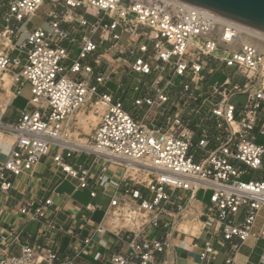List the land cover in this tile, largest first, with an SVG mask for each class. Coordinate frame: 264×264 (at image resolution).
Returning <instances> with one entry per match:
<instances>
[{
  "label": "built area",
  "instance_id": "built-area-1",
  "mask_svg": "<svg viewBox=\"0 0 264 264\" xmlns=\"http://www.w3.org/2000/svg\"><path fill=\"white\" fill-rule=\"evenodd\" d=\"M6 1L8 12L0 31L3 50L16 33L14 22L34 16L46 2L51 10L48 28L30 33L26 64L11 78L21 86L29 84L28 108L20 113L17 123L8 124L2 122L0 107V130L14 136L13 147L0 165L1 192L11 188L5 173L18 177L31 172L51 147L86 152L123 166L127 180L150 195L144 196L135 188L111 197L106 216L115 229L130 235L127 250L133 259L114 254L108 260L110 264H158L157 256L166 252L168 238L144 239L143 231L148 226L157 229L162 215L183 222L189 210L188 200L177 206L174 214L168 212L167 206H175V201H181L187 193L193 199L200 192H210L203 216L208 221L215 217L223 241H238L230 247L226 264H237L235 255L248 238H264V222L257 234L252 233L264 208V35L172 0ZM123 35L126 45L121 43ZM139 38V57L130 64L134 73L148 75L152 69L164 72L170 67L173 77L190 78L195 89L202 81L207 60L219 61L233 70L231 79L209 88L208 96L217 98L208 111L215 120L216 147L206 150L204 136L198 143L204 151L200 162L189 155L191 133L177 114L166 116L164 128L147 127L125 112L120 102L109 95H97L96 88L86 85L91 68L84 61L97 51L99 44L108 43L110 49L123 54ZM64 42L77 47L69 67L64 62L69 60L71 51L63 46ZM8 65L7 55L0 52V80ZM72 74L80 80L72 78ZM95 80L101 84L103 77ZM183 91L192 96L188 84L183 85ZM238 97L244 101L234 104ZM166 101V95L157 89L156 100L140 99L135 105L160 106ZM99 107L103 112L89 135L88 146L74 148L76 142L71 135L77 129V115L87 108L97 111ZM53 161L70 176H77L76 171L62 164L60 155ZM128 166L135 168V175L127 174ZM79 182L80 188H87L84 171H80ZM50 205V200L37 207L28 202L18 212L25 220L42 222ZM125 207L142 214L137 230L116 228L114 215ZM86 208L94 210L98 206ZM240 211L243 217L235 222ZM163 227L175 230L168 222ZM103 231L98 228V232ZM216 255L211 243L205 241L199 262L194 264H208ZM0 264L65 262L49 249L19 245L15 251L0 248ZM257 264H264V248Z\"/></svg>",
  "mask_w": 264,
  "mask_h": 264
},
{
  "label": "crops",
  "instance_id": "crops-1",
  "mask_svg": "<svg viewBox=\"0 0 264 264\" xmlns=\"http://www.w3.org/2000/svg\"><path fill=\"white\" fill-rule=\"evenodd\" d=\"M7 12V1L0 0V31ZM35 15L20 23L14 22L16 33L11 37L9 47L3 50L0 45V52L3 51L9 59L5 74L10 78L7 89L1 87L0 80V107L3 110L2 122L4 123H17L20 113L28 108L31 98L29 84L25 83L21 86L13 82L11 78L12 75L19 74L26 64L27 40L30 33L37 28H48L42 25L30 27L29 21ZM88 19L94 20L93 17ZM123 37L126 36L123 35ZM141 42L142 39L139 38L135 44L127 47V52L123 54L110 49L108 43L99 44L97 51L84 61L91 68L86 85L96 88L97 95H109L113 101L120 102L125 112L147 127L164 128L166 116L171 113L177 114L191 133L189 155L195 162H200L204 151L198 147V143L204 136H207L204 145L206 150L216 147L213 137L215 120L208 115L212 104L217 102L216 97L208 96L209 88L213 85L210 82L211 78L215 73H225L229 69L231 73L227 74L225 80L231 79L233 70L225 68L219 61L207 60L205 70L201 73L202 81L195 86V89L190 83V78L173 77L170 67H167L164 72L152 69L148 75L137 74L130 70V64L139 57L137 47ZM126 43L127 38L123 45ZM63 46L72 52L76 44L64 42ZM72 54L70 53L71 56ZM15 60L17 64H14ZM73 60L74 58L71 60L69 58L64 65L69 67ZM100 75L103 77V82L98 84L95 79ZM70 76L80 80L77 75ZM184 84H188L191 88V97L189 93L183 91ZM157 89L166 95L165 103L152 107L145 103L135 105V101L140 99L156 100ZM17 90H19L18 94ZM13 143L14 136L0 130V165L6 160ZM56 155H60L62 164L77 172L76 177L67 174L53 161ZM80 171L86 173L88 181V186L84 189L79 187ZM5 176L11 183V188L6 193L0 191V248L15 251L19 245H28L49 249L65 264H110L108 260L114 254L126 255L129 259H133L127 250L130 235L115 229L108 220L106 212L111 197L116 193L120 194L137 188L142 195L147 197L150 195L144 188L137 187L127 180L123 166L107 163L86 152L54 148L41 158L31 172L18 177L5 173ZM197 195L193 199H189V193L182 195L181 201H175L173 207L167 206V210L174 214L177 206L185 204L188 200V211L196 213L194 215L196 219L192 221L196 223L190 226H197L198 232L177 230L182 222L177 219L172 221L165 215L160 217L161 223L157 229L150 226L144 229L142 234L144 239L163 241L168 238L166 252L157 256L158 264L162 262L165 264L198 263L205 241H209L217 251V255L208 264H226L230 247L238 243L236 239L223 241L221 230L216 228L215 217L208 221L203 216L208 201L202 202L197 199ZM45 200H50L51 205L46 208L42 222L25 220L18 212L19 208L28 202L34 203L37 207ZM93 205L98 208L94 210L86 208ZM263 209L259 212L252 233L257 234L264 222V216H261ZM242 217L240 211L235 222ZM167 222L174 226V231L163 227V224ZM51 226L54 229H51ZM99 227H102L104 231L98 232ZM85 240H88V243H84ZM263 248L264 238H248L237 251L235 262L257 264Z\"/></svg>",
  "mask_w": 264,
  "mask_h": 264
},
{
  "label": "water",
  "instance_id": "water-1",
  "mask_svg": "<svg viewBox=\"0 0 264 264\" xmlns=\"http://www.w3.org/2000/svg\"><path fill=\"white\" fill-rule=\"evenodd\" d=\"M264 35V0H172Z\"/></svg>",
  "mask_w": 264,
  "mask_h": 264
},
{
  "label": "bare ground",
  "instance_id": "bare-ground-1",
  "mask_svg": "<svg viewBox=\"0 0 264 264\" xmlns=\"http://www.w3.org/2000/svg\"><path fill=\"white\" fill-rule=\"evenodd\" d=\"M9 84H10V78L7 74H4L1 78V87L3 89H7ZM102 112H103V108L100 107L97 109V111H93L88 115H84V114L79 113L77 115V118H76L77 123L84 130H87V132H89V131H91L90 127H94L96 125L97 120H99V116L102 114ZM71 136H74L75 138H77V142L73 145L74 148L80 149V148L88 146L87 140H84V141L80 140L78 134H77V136H75V133H73ZM60 137L63 138V134H61ZM134 169L135 168H133V166H128L127 174L131 175V176L135 175ZM114 216H115V224L117 226L116 228H118V229H129V230H137V228L141 222L140 218L143 217L141 213H139L133 209H130L128 207L123 208L121 210V213L116 212V214ZM193 216H194V214L187 213L186 217H185V220H187V221L180 223L179 226L177 227V230L185 231V232H189L192 230L193 233L198 232L197 226H194V225L192 227L187 226L188 224H193L191 221ZM112 230H113V228H112Z\"/></svg>",
  "mask_w": 264,
  "mask_h": 264
},
{
  "label": "rangeland",
  "instance_id": "rangeland-1",
  "mask_svg": "<svg viewBox=\"0 0 264 264\" xmlns=\"http://www.w3.org/2000/svg\"><path fill=\"white\" fill-rule=\"evenodd\" d=\"M50 11V6H49V3H45L38 11H37V13H36V15H35V17L34 18H32L30 21H29V23L30 24H28L30 27H37V26H40V25H42L44 28L45 27H47L46 26V22H47V19H46V14L48 13ZM125 41H126V37H123L122 39H121V43L122 44H124L125 43ZM71 53H73L72 54V56L70 55V60H71V58H75V56H76V54H77V47H75L73 50H72V52ZM229 73H231V70H226L225 71V73L224 72H218V73H215L214 74V76L211 78V84H215V83H218V84H221L224 80H225V78L227 77V74H229ZM71 77H74V76H71ZM237 77L238 78H240L238 75H237ZM244 101V98L243 97H238V98H236L235 100H233V103L235 104V103H242ZM100 108V107H99ZM91 112H93V110L91 109V108H87L86 110H82L81 112H80V114H84V115H88V114H90ZM97 122H98V120H97ZM77 123V122H76ZM97 124V123H96ZM95 127V126H94ZM94 127H90V130L91 131H89V132H87V130H84L78 123H77V125H76V130H75V136H77V134L79 135V138H80V140H88V138H89V135H90V133L92 132V130L94 129ZM73 141L74 142H77V138H75L74 136H73ZM87 143H88V141H87ZM86 143V144H87ZM88 145V144H87ZM51 149H52V151L54 150V147H51ZM250 173H252V172H250ZM255 174H258V172H255ZM243 180H246V178L244 177L243 178ZM209 195H210V192H207L206 194H204L203 195V193L202 192H200L198 195H197V199H199V200H202V202H204V203H207V201H208V198H209ZM193 209V208H192ZM194 210V209H193ZM187 213H192V214H196V213H194L193 211H189V212H187ZM186 213V214H187ZM261 216L263 217L264 216V209L261 211ZM194 218H195V216L192 218L193 220H194ZM193 220H191V221H193ZM184 221H187V220H183V222ZM194 224L196 223V222H193ZM190 225H192V224H188L187 226H190Z\"/></svg>",
  "mask_w": 264,
  "mask_h": 264
}]
</instances>
